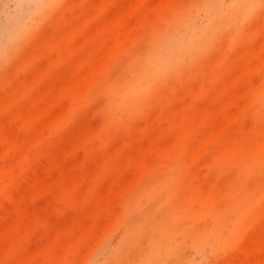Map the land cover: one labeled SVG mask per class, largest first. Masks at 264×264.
I'll return each instance as SVG.
<instances>
[{
	"label": "rangeland",
	"instance_id": "obj_1",
	"mask_svg": "<svg viewBox=\"0 0 264 264\" xmlns=\"http://www.w3.org/2000/svg\"><path fill=\"white\" fill-rule=\"evenodd\" d=\"M107 1L0 0V264L255 262L264 0ZM171 47L174 66L144 77Z\"/></svg>",
	"mask_w": 264,
	"mask_h": 264
},
{
	"label": "bare ground",
	"instance_id": "obj_2",
	"mask_svg": "<svg viewBox=\"0 0 264 264\" xmlns=\"http://www.w3.org/2000/svg\"><path fill=\"white\" fill-rule=\"evenodd\" d=\"M56 0H34V2H33V5H34V7H33V9H34V11L35 12H37V11H42V9H44V7L45 6H47V5H51V4H53L54 2H55ZM109 1V0H108ZM107 1V2H108ZM135 1H137V0H134V2L133 3H138L139 1H137V2H135ZM163 1V0H162ZM166 1V0H165ZM106 2V3H107ZM143 1H140L139 3L141 4ZM167 2H168V0H167ZM162 3V2H161ZM132 4V3H131ZM135 4H132V8L130 9V7H131V5H130V7H129V9H130V11L135 7ZM70 5V4H69ZM152 6V5H151ZM162 6V5H161ZM136 7H139V4H138V6H136ZM149 7L150 6H148V7H146V9H149ZM222 8V7H221ZM128 9V10H129ZM152 9V8H151ZM150 10V9H149ZM152 11V10H151ZM150 11V12H151ZM132 12V11H131ZM131 12H130V14H131ZM128 13V12H127ZM127 13H126V16H127ZM133 13V12H132ZM132 15V14H131ZM143 16H144V12H143V14H142ZM148 15V14H147ZM125 16V17H126ZM72 17V16H71ZM129 17V16H128ZM127 18V17H126ZM145 18H146V16H145ZM144 17H142L141 19V21H144L143 19H145ZM72 19V18H71ZM131 20V18L129 17V18H127V20ZM133 19V18H132ZM220 20H221V18H219V17H217V16H215V18H213V20H212V22L211 23H209V25H210V27L211 28H207V30H210V31H214V30H216L217 28H215L216 26H217V24H219V22H220ZM134 23V22H133ZM139 23V22H138ZM137 23V24H138ZM143 23V22H142ZM135 24V23H134ZM141 23H139L138 24V26L140 25ZM132 25V24H131ZM136 25V24H135ZM129 27H130V24L128 25ZM131 28V27H130ZM130 28H127L128 29V31H126V29H125V31L126 32H128L129 34L131 33V30L132 29H130ZM73 29V28H72ZM130 29V30H129ZM206 30V31H207ZM73 31V30H72ZM125 31L123 30V32H121V35H122V37H123V39H122V42H123V40H125V36L128 34V33H125ZM130 31V32H129ZM70 32V31H69ZM25 33V30L23 31V33L21 32V33H19V35L18 36H21V35H23ZM72 33V32H71ZM209 33H211V32H209ZM68 33H66V35H67ZM193 35H195L196 34V32L194 31L193 33H192ZM121 35H120V37H119V35H118V37H116L118 40H115L113 43H112V46L110 45V46H108V50L110 49V50H112V53H115L119 48H120V43H121ZM208 31H207V33H205L204 35H203V37L202 38H200V40H199V35H196V36H191L190 38H189V41L188 42H183L180 46H179V51H180V53H182L183 51H185L186 49H189V48H192V50L195 48V47H197V44H199V43H201L200 45H202V42L204 43V42H206L207 40H205L208 36ZM64 36V35H63ZM63 36H61V37H63ZM129 36V35H128ZM128 36L126 37V38H128ZM64 37H66V36H64ZM63 37V38H64ZM67 38V37H66ZM65 39V38H64ZM61 42H62V40H61ZM116 42V43H115ZM115 43V44H114ZM124 43V42H123ZM61 45H62V43H60ZM59 44V45H60ZM114 45V46H113ZM111 47V48H110ZM262 48H264V47H262ZM107 50V51H108ZM109 50V51H110ZM106 51V50H105ZM106 51V54H111L112 55V53L111 52H107ZM176 51H177V49L175 48V47H171V50L169 51V53H167V52H162V53H159V54H157V56H156V58L155 59H153L152 61H150L149 63H147L146 64V68L145 69H147L148 71H151V72H146L145 73V76L144 77H147V78H151V79H153V80H156V79H158V78H160V77H163V75L172 67V66H174L173 64H175L176 63V59H177V55L175 54L176 53ZM260 52V51H259ZM146 53V52H145ZM258 53V52H257ZM105 54V53H104ZM104 54L103 55H101L100 56V58L99 59H102V60H100V61H98L99 62V64L97 63V61H96V63L95 64H93V70H91V68H90V70L92 71V72H90V71H88L87 70V75L89 74V72H90V75H88V76H90L91 77V73H93L92 75H94V73H95V76H96V73H97V71H100L99 69H100V66H101V68H102V64H100V62L102 61V63L103 64H105V62H103V61H105V59H108L107 57H108V55L106 56V54H105V56L106 57H104ZM258 55V54H257ZM113 56V55H112ZM102 57V58H101ZM49 58V57H48ZM103 58H104V60H103ZM1 59V58H0ZM11 60V59H10ZM44 63V62H43ZM146 63V62H145ZM98 64V65H97ZM94 65H95V67H94ZM139 66V65H138ZM143 73V72H142ZM141 73V74H142ZM84 74H85V72H84ZM67 77V76H66ZM89 78V77H88ZM95 78V77H94ZM86 79H87V77H86ZM91 79L92 78H89V79H87V80H89V81H91ZM32 84V83H31ZM63 84V83H62ZM69 84H67V86H68ZM87 86V85H86ZM67 88V87H66ZM135 91H137L136 90V88L134 89V90H132V92L134 93ZM56 94H57V92H56ZM134 95V94H133ZM73 96L74 95H72V98H73ZM69 98V97H68ZM65 99H66V97H65ZM49 101H51L52 103L50 104V102L48 103V105L50 104V105H52L53 104V101H54V99H48ZM53 100V101H52ZM47 101V100H46ZM70 101H71V99H70ZM235 102V101H234ZM6 103H7V101L5 102V105H6ZM45 105L47 106V104H43V106L45 107ZM7 106H8V104H7ZM42 107V106H41ZM48 107V106H47ZM47 107H45V108H47ZM52 107V106H51ZM64 107V106H63ZM6 108V107H5ZM49 108V107H48ZM47 108V109H48ZM39 109V108H38ZM37 109V110H38ZM41 109V108H40ZM39 109V112H43V113H45L46 111L45 110H43V109H41L40 110ZM50 109V108H49ZM48 109V110H49ZM1 110V109H0ZM43 110V111H42ZM234 111H235V109H234ZM37 113H36V115L38 116V111H36ZM223 112V111H222ZM43 113H41L42 115H43ZM224 113V112H223ZM247 113H248V111H247ZM41 114H39V115H41ZM46 114V113H45ZM220 114H221V112H220ZM54 116V115H53ZM231 116V115H230ZM232 117H233V113H232ZM53 118V117H52ZM52 118H51V121H53L52 120ZM221 118V117H220ZM4 120V119H3ZM47 120L48 121H50V119H48L47 118ZM221 120V119H220ZM0 122H3V121H1L0 120ZM46 122V121H45ZM4 123V122H3ZM0 124H2V123H0ZM225 125V124H224ZM3 125H1V127H2ZM43 126H45V125H43ZM42 126V127H43ZM47 126V125H46ZM221 126H223V125H221ZM0 127V128H1ZM42 127H41V129H42ZM4 128V127H3ZM2 128V129H3ZM44 129H45V127H44ZM217 129H218V127H217ZM219 130V129H218ZM4 131V130H3ZM39 132H40V128H39V130H38ZM42 131V130H41ZM44 131V130H43ZM217 132H219V131H217ZM221 132V131H220ZM4 133H6V131L4 132ZM3 133V134H4ZM41 133V132H40ZM44 133V132H43ZM37 135V134H36ZM35 137V136H34ZM33 137V138H34ZM15 138H17V136H15ZM33 138H31L32 140H35V138L33 139ZM37 138H38V135H37ZM37 138H36V140H37ZM199 138V137H198ZM14 139V137L12 138V140ZM202 139V138H201ZM200 139V140H201ZM16 140V139H15ZM15 140H13V141H15ZM32 140H31V143H33L32 142ZM155 140V139H154ZM194 141V140H193ZM16 142V141H15ZM35 142V141H34ZM81 142H83V141H81ZM191 142V141H190ZM202 142H203V140H202ZM152 143V142H151ZM198 143V142H197ZM12 144V143H11ZM82 144V143H81ZM189 144H191V143H189ZM153 145V144H152ZM200 144H198L197 146H199ZM116 146V145H115ZM206 146V145H205ZM11 147H13V145L11 146ZM29 147H31V145L29 144ZM28 147V148H29ZM194 147H195V145H194ZM201 147H202V144H201ZM27 148V149H28ZM199 148V147H198ZM197 148V149H198ZM202 148H204V147H202ZM176 149H179V148H176ZM151 151V150H150ZM196 151V148H195V150H194V152ZM200 151V150H199ZM199 151H198V153H199ZM204 151V150H203ZM223 152V151H222ZM26 153H27V150H26ZM196 154V153H195ZM194 154V155H195ZM219 156V155H218ZM223 157H224V155H223ZM197 158V157H196ZM19 159V158H18ZM142 160H144V159H142ZM137 161H138V159H137ZM139 163V162H138ZM139 167H141L140 166V163H139ZM7 168V167H6ZM11 167H9V169H10ZM4 170H5V168H4ZM6 171V170H5ZM138 172V171H137ZM58 178V177H57ZM57 178H56V180H57ZM56 180H53V184H54V182H56ZM126 185H128V184H126ZM124 186V185H123ZM122 187V186H121ZM40 188V187H39ZM127 187H125L124 189H126ZM120 189H122V188H120ZM119 188L117 189V192L116 193H120V192H118L119 190H120ZM164 190V189H163ZM38 191V190H37ZM41 191V190H40ZM116 191V190H115ZM114 191V192H115ZM22 192V191H21ZM44 193V192H43ZM104 194V193H103ZM112 195H116V194H112ZM118 195V194H117ZM18 196V195H17ZM27 196V195H26ZM119 196V195H118ZM112 197V196H111ZM18 201V200H17ZM26 202H28V201H26ZM115 204V203H114ZM22 206V205H21ZM20 206V209L22 208ZM19 209V211L21 212L20 213V215L22 216L23 214H24V210H20ZM10 221H11V219H10ZM9 221V222H10ZM2 223V222H1ZM166 223V222H165ZM9 227L11 226V225H8ZM2 230H6V228L5 229H2ZM8 230H11V229H8ZM7 230V231H8ZM1 233V232H0ZM3 233V232H2ZM6 233V231L3 233V239H5V235L7 234H5ZM1 235V234H0ZM2 236V235H1ZM258 242H260L259 240H258ZM254 244H256V243H254ZM253 244V245H254ZM262 245H264V243L262 244V242H261V244L260 243H258V244H256V245H254L253 246V249H250L249 251V255H250V257H252L253 258V260L254 259H257V260H259V258H258V256H259V254H261L262 253V251H263V249H262ZM250 247V246H249ZM1 254H2V251H1ZM263 258V257H262ZM261 258V259H262ZM260 259V260H261ZM257 260H255V262H253V261H251V263L252 264H255L256 262H259V261H257ZM264 260V259H263ZM262 260V261H263ZM251 263H249V264H251ZM257 264V263H256Z\"/></svg>",
	"mask_w": 264,
	"mask_h": 264
}]
</instances>
